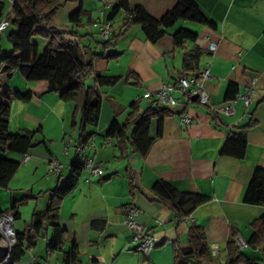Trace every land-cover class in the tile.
Returning <instances> with one entry per match:
<instances>
[{"label":"crops","instance_id":"crops-1","mask_svg":"<svg viewBox=\"0 0 264 264\" xmlns=\"http://www.w3.org/2000/svg\"><path fill=\"white\" fill-rule=\"evenodd\" d=\"M0 1L4 4L5 17L12 0ZM104 1L112 6L118 0ZM127 1L130 5H143L149 14L159 18L177 0ZM196 1L216 26L177 21L167 29L169 34L178 27H185L198 35L194 42L186 41L180 47L173 45L169 34L156 43L148 42L139 25L122 31L125 14L112 20L114 34L121 32L113 48H121L115 64L118 72L105 71L103 74L117 75L120 79L114 85L100 88L99 123L95 128H88L93 134L80 154L61 153L65 136H71L78 144L79 117L73 125V102L61 100L55 92L29 100L11 99L9 131L33 133L26 153L0 151V157L20 163L7 187L0 188V210L11 214L13 201L20 199L23 203L30 200L28 204H31L23 222L17 221L18 218L13 221L15 232L25 230L34 210L47 208L52 190L69 176L72 161L91 156L104 174L86 182L87 173L83 170L76 187L61 200L59 209L60 226L74 232L78 264H173L176 249L188 251V233L193 226L204 228L208 245V255L198 259L196 264H245L246 259L260 263L264 259V245L249 244L254 233L253 224L264 215V206L243 201L254 170L264 168V0ZM80 7L86 14L82 15L79 26L84 34H94L91 24L95 26L100 11L104 12L103 19H107L109 9L102 6L100 0L62 1L50 27L65 32V38L75 40L68 32L79 31L68 18ZM14 29L15 26L9 24L0 34ZM212 43L216 45L214 51L209 50ZM203 69L211 74L205 85L213 105L233 99V95L227 94L229 83L243 92L249 76L258 74L247 114L240 101L233 103L235 113L232 115L216 112L208 104L180 103L168 107L171 114L164 116L160 123L156 118L151 120L149 136L152 142L145 155L135 152L129 141L123 145L117 137H111V143H106L109 124L113 120L124 123L132 101L138 102L137 114L151 103L155 105L142 97V93L157 90L165 82H175L180 75L196 74ZM88 79L92 83V78ZM28 85L19 72L9 80L12 92H25ZM116 88L122 93L121 99L112 93L118 91ZM106 100L112 106L107 107L105 117ZM182 112L190 116V124L180 123ZM229 139L245 141L242 158L221 152ZM26 155L28 159L24 161ZM50 157L62 164L58 175H45ZM157 181H165L180 192L200 194L206 199L189 214L178 217L172 204L164 202L152 190ZM21 204L17 207L19 218ZM132 204L140 209L138 222L153 235L148 258L134 250L132 232L122 222L126 209ZM234 231L237 232L233 237L234 246L244 255V260L230 263L227 243ZM50 236V229L42 230L35 246L24 256L25 260L16 264H26V261L30 264L61 263L63 251L69 245L47 253L46 242ZM238 237L247 246L241 247Z\"/></svg>","mask_w":264,"mask_h":264},{"label":"trees","instance_id":"trees-1","mask_svg":"<svg viewBox=\"0 0 264 264\" xmlns=\"http://www.w3.org/2000/svg\"><path fill=\"white\" fill-rule=\"evenodd\" d=\"M62 5L61 0H12L10 11L3 13L4 4L0 1V21L5 18L9 24L15 26L14 30L5 35L0 34V151H10L24 154L31 146L32 132H10L8 129L10 117V101L29 100L32 97H42L55 92L63 101L74 104L72 123L76 125L75 118L79 117L78 144L84 145L93 132L88 128H95L99 123L102 106L100 88L111 86L118 82L119 76H105L109 62L117 58V53H106L113 49L121 32L114 34L109 40L101 44L102 52L96 53L89 46L65 38V32L50 27L51 20ZM85 10L80 7L69 15L70 24L79 26ZM124 15L121 29L127 30L133 25H139L150 43H156L168 35L171 28L179 20L188 21L215 27V23L205 14L196 0H177L174 6L163 13L159 18L149 14L141 4L130 5L127 0H118L107 12V19L113 20ZM8 24V25H9ZM3 32V31H2ZM0 32V33H2ZM72 37L83 38L76 30H70ZM86 35V34H85ZM94 36L93 34H90ZM175 47H180L186 41L194 42L198 35L196 32L178 27L169 34ZM98 44V43H97ZM100 44V43H99ZM4 46H9L6 52ZM108 49V50H107ZM15 72H19L29 83L25 92H12L9 80ZM92 75V83L88 85L86 78ZM235 84L229 83L227 94H237ZM131 110L124 123L113 120L107 130V137H117L123 145L129 141L135 152L145 155L151 145L149 126L153 118L160 123L164 116L171 114L168 107L149 105L141 114L138 112V102L132 101ZM119 143V144H120ZM121 145V144H120ZM246 143L242 139H229L221 152L242 158L245 154ZM16 160L0 157V188H6L19 167ZM83 171L82 160L75 158L70 166L69 176L59 183L51 192L47 208L34 210L30 223L21 233L15 232V243L9 250V262L2 264H16L33 248L42 230L50 229L51 236L46 242L47 253L60 251L65 244L69 247L63 251L62 262L65 264H78V249L74 232L60 226L59 209L61 200L77 185ZM152 190L164 202L171 203L177 216L189 214L195 206L206 198L200 194L180 192L165 181H157ZM243 201L247 204L264 206V168H256L245 190ZM23 199L13 201L10 210L13 220L19 218L18 204ZM5 214L0 210V217ZM254 233L249 244L264 245V215L253 224ZM232 232L227 243L231 262L244 260V255L238 253L234 246ZM189 249L184 252L176 249L173 264H196L197 260L208 255V245L204 228L193 226L188 233ZM27 251V252H26ZM245 264H260L246 259Z\"/></svg>","mask_w":264,"mask_h":264},{"label":"built area","instance_id":"built-area-1","mask_svg":"<svg viewBox=\"0 0 264 264\" xmlns=\"http://www.w3.org/2000/svg\"><path fill=\"white\" fill-rule=\"evenodd\" d=\"M64 1V0H61ZM102 6L104 5L107 8H110V4H106L104 0H100ZM100 18L95 21L94 25L96 27V36L99 39H103L105 41L109 40L114 35L113 23L109 19H103L104 12H99ZM9 22L3 18L0 21V32H2L7 26ZM216 49V45L212 43L209 47L210 51H214ZM211 74L208 69H203L196 74L189 75H180L177 77L175 82H165L161 85V87L157 90H146L142 93V97L149 99L150 101L156 102L161 106L173 107L179 105L180 103L183 105L190 104L192 102H197L199 104H208L211 105V109L216 112H222L226 115H232L235 113V108L233 107V103L240 101L242 104V109L244 113L247 114L248 106L252 101V95L254 92V85L258 78V74H252L249 76L248 85L243 92H237L235 97L220 105L210 104L209 93L206 89L205 82L210 79ZM89 78H92V75H89ZM176 92L179 93V96L176 95ZM197 95L195 101L192 100L193 95ZM180 123L182 125H188L191 123V118L186 112H182L180 116ZM112 141L111 137H107L106 143L110 144ZM83 150V145L75 144L71 138V136H65L62 141L61 153L64 155L69 154L71 151L76 153V155L80 154ZM28 159L26 155L24 157V161ZM82 166L83 170L86 171L87 175L85 177V181L89 182L92 177L102 176L104 171L99 167L97 161L91 156H83ZM49 163L47 165V172L49 174L58 175L61 172L62 164L55 158L50 157ZM140 214V209L136 205H130L125 212L123 217V224L131 230L132 238L131 241L134 244V250L139 252L144 258H148L149 252L153 247V235L147 230L144 225L138 222V217ZM9 221V226L13 225V218L11 214H4L3 218ZM10 232L12 233V241L9 244H0L2 250H0V260L5 263L9 262V250L10 247L15 243V233L11 227ZM237 242L241 247L247 246V243L241 238H237ZM59 264H65L63 262ZM260 264H264V259L260 262Z\"/></svg>","mask_w":264,"mask_h":264},{"label":"rangeland","instance_id":"rangeland-1","mask_svg":"<svg viewBox=\"0 0 264 264\" xmlns=\"http://www.w3.org/2000/svg\"><path fill=\"white\" fill-rule=\"evenodd\" d=\"M119 17H121V15H119V16H117V18H119ZM77 29H78V33H79V35H80V37H81V35L83 36V38H79V37H75V41H77V42H79V43H81V44H83V45H85V46H89L90 48H91V50L92 51H94L95 50V52L96 53H100V52H102V47H101V44L102 43H104L105 42V40H103V39H99L97 36H96V27L95 26H93V24H91V29H92V32L94 33L93 35L94 36H91L90 34H87V35H85L84 34V30L82 29V27H81V25L80 26H77ZM98 43V44H97ZM100 43V44H99ZM8 46H4V49H3V51L4 52H6L7 50H8ZM108 50V49H107ZM121 51V48L120 47H117V48H115V49H109L106 53H108V54H110V53H117V52H120ZM122 57V56H121ZM115 64H116V59L114 58V59H112V60H110V62H109V66H108V69H107V73H110V72H118L117 70H116V67H115ZM88 82V83H87ZM86 83L87 84H90L91 83V81H90V79H88V78H86ZM119 87V86H118ZM116 89H118V91L116 90V91H114V92H112V93H114V94H116V96H118L120 99H121V97H122V93L121 92H119V88H116ZM104 116L106 117V115H107V112H108V109H107V107L109 106V107H111L112 105H109V101L108 100H106V101H104ZM49 134V133H48ZM69 155V154H68ZM64 170H62V172H63ZM44 173H41V175H43ZM65 173L63 172V175H64ZM45 175H52V174H49L48 172H47V166H46V168H45ZM64 176H66V174L64 175ZM0 193H1V190H0ZM30 200H28L26 203L24 202V203H22L21 205H20V212H21V216H20V218H18L17 219V221H20V222H23V220H25V215L28 217V211H27V213H26V209H28V207H30L31 206V204L29 203L28 204V202H29ZM29 223H30V221H29ZM13 226V225H12ZM13 229V228H12ZM14 231V230H13ZM27 252V251H26ZM26 255V254H25ZM23 260H25L24 259V256L22 257V260H21V262L23 261ZM42 260L43 261H45L43 258H42ZM0 264H2L1 262H0ZM26 264H30V262L29 261H26Z\"/></svg>","mask_w":264,"mask_h":264},{"label":"bare ground","instance_id":"bare-ground-1","mask_svg":"<svg viewBox=\"0 0 264 264\" xmlns=\"http://www.w3.org/2000/svg\"><path fill=\"white\" fill-rule=\"evenodd\" d=\"M8 222L5 219H0V244H9L13 239L10 232V227L12 231V225L9 226Z\"/></svg>","mask_w":264,"mask_h":264},{"label":"water","instance_id":"water-1","mask_svg":"<svg viewBox=\"0 0 264 264\" xmlns=\"http://www.w3.org/2000/svg\"><path fill=\"white\" fill-rule=\"evenodd\" d=\"M196 98H197V95H196V94L192 96V100H193V101H195V100H196ZM1 218H3V216H1V217H0V219H1ZM0 250H2V248H1V247H0Z\"/></svg>","mask_w":264,"mask_h":264}]
</instances>
